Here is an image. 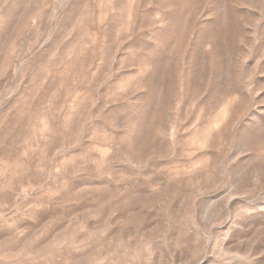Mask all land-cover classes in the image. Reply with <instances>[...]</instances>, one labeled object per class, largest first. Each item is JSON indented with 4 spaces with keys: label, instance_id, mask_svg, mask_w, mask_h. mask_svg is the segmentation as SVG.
Listing matches in <instances>:
<instances>
[{
    "label": "rangeland",
    "instance_id": "374dc122",
    "mask_svg": "<svg viewBox=\"0 0 264 264\" xmlns=\"http://www.w3.org/2000/svg\"><path fill=\"white\" fill-rule=\"evenodd\" d=\"M0 264H264V0H0Z\"/></svg>",
    "mask_w": 264,
    "mask_h": 264
}]
</instances>
